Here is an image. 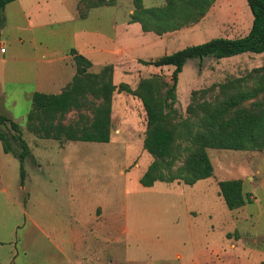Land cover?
<instances>
[{
  "label": "rangeland",
  "instance_id": "1",
  "mask_svg": "<svg viewBox=\"0 0 264 264\" xmlns=\"http://www.w3.org/2000/svg\"><path fill=\"white\" fill-rule=\"evenodd\" d=\"M112 1L113 6H106L107 0H20L32 23L28 22L26 32L12 34L16 29L9 27L0 34V42L8 50L5 57L14 55L18 61L13 65L20 66L12 73L11 62H0V90L6 89L5 107H12L11 113L22 120L21 124H26L30 109L27 93L33 91L32 65L36 63L22 61L28 50H17L19 45L11 43V38L26 39L34 32L42 43L63 54L84 44L88 54H81L93 64L88 72L101 74L111 66L117 87L125 83L137 89L142 80L154 76L172 84L174 67L157 68L142 61L220 37L245 36L253 22L246 0H211L201 20L160 37L144 33L140 24H130L135 0ZM102 3L105 6L93 8ZM18 4L7 7L6 22L24 23ZM143 4L146 8L161 7L167 0H143ZM85 13L87 18L81 19ZM80 38L82 42H78ZM111 50L112 55L108 53ZM47 62L40 57L41 64ZM263 68L264 54L188 62L179 76L174 106L178 115L170 119L172 124L179 133L184 132L180 126L184 120L188 128L196 130L198 118L189 111L194 92L199 91L197 102H211L228 92L253 88L258 70ZM230 82H235V88L221 89ZM80 101L84 108L71 109L67 116L73 124L83 117L92 119L94 105L99 103L91 93ZM8 115L0 109V116ZM147 121L142 101L116 90L108 143L42 141L44 148H40L32 146L36 141L30 139L34 157L26 159L27 188L24 193L15 189L23 194L19 198L27 215L16 221L18 206L5 215L6 202L4 206L0 203V241L8 243L0 244V262L264 264V149L208 150L212 178L194 186L157 182L145 188L139 180L154 161L143 147ZM0 129L15 133L10 123ZM182 165L179 162L177 167ZM225 180H241L244 193H250L253 202L230 211L219 193L218 184Z\"/></svg>",
  "mask_w": 264,
  "mask_h": 264
},
{
  "label": "trees",
  "instance_id": "2",
  "mask_svg": "<svg viewBox=\"0 0 264 264\" xmlns=\"http://www.w3.org/2000/svg\"><path fill=\"white\" fill-rule=\"evenodd\" d=\"M16 0H0V26L3 24V13L6 7ZM253 15L249 33L236 38H216L200 45L186 47L171 55L141 63L157 68L174 67L172 84L161 81L154 76L141 81L137 89L122 83L117 87L113 81V67L106 66L101 74L88 72L93 64L76 49L70 50L76 67V76L68 87L63 102H54L42 94L34 99V116L46 117L51 121L56 106H62L64 113L71 109L81 111L86 95L91 93L99 102L94 105L92 119L83 117L76 123L67 121L53 126L54 137L65 141H89L108 143L111 136L112 100L116 90L119 93L139 98L147 114V131L144 139V150L153 158L140 184L145 188L153 187L157 182L183 183L194 186L202 180L214 175L213 164L208 150L251 151L264 149V68L258 70L256 86L235 92H228L224 98L216 97L214 101L197 102L199 91L193 93V103L189 111L197 116V129L180 124L184 132L172 124L171 118L177 117L174 109L177 102L176 90L179 76L186 64L193 60L203 62L206 58L223 60L243 54H264V0H246ZM106 3V0H102ZM102 3L93 8L105 6ZM135 12L130 24L138 23L144 33L157 36L178 31L201 20L211 7V0H167L161 7L146 8L143 0H135ZM107 0L106 6H113ZM92 8V7H91ZM88 13L82 15L86 19ZM262 72V73H259ZM235 82L222 85L235 88ZM230 88V89H231ZM165 90V91H164ZM262 96V97H261ZM56 103V104H55ZM53 104H55L53 106ZM35 118V117H34ZM10 123L14 134H7L0 129V141L5 153H11L20 161L21 185L26 180L25 160L31 156L28 143L25 141L20 126L11 118L0 116V126ZM193 127V125H191ZM35 129L30 118L29 130ZM64 141V140H63ZM182 162V166L177 164ZM220 195L230 211L239 210L253 202L250 193H244L241 180H225L219 182Z\"/></svg>",
  "mask_w": 264,
  "mask_h": 264
},
{
  "label": "crops",
  "instance_id": "3",
  "mask_svg": "<svg viewBox=\"0 0 264 264\" xmlns=\"http://www.w3.org/2000/svg\"><path fill=\"white\" fill-rule=\"evenodd\" d=\"M14 3H19L18 5L21 8V12H20L21 17L25 19V21L24 23L16 22L14 20H12L10 23H8V21L6 22L7 7L10 5L9 4L3 13L4 20H3V24L0 26V34L2 35L5 34V32L8 30L9 27L16 29V31H12L16 33H12V34L26 32L29 30V26H30V25H27L28 22H30V24L32 23L29 17L30 12L29 10H26L28 8H26L23 4H21L20 0H16L15 2L11 4H14ZM43 24L45 25V23ZM134 24H138V23H134ZM32 30L33 28H31V31ZM31 33L32 34L28 36L26 39H22L21 37L20 39H13V38L10 39L11 43H17L19 45L18 48H16L17 50H22V49L28 50L27 57L25 56L26 58H24L22 61L27 60V61L36 63L35 65H32V71L35 77L33 79V84H32L33 91H31L30 93H27L28 99L30 102V109L25 115V118H27L26 124L25 125L21 124L19 121H22V120H18V118L14 117V114L11 113L12 112L10 109L12 108L11 106H8V109L5 107L4 100L5 98H7L6 97L7 91L5 88H2V90H0V109L2 112L6 113L7 115L9 113L10 115L8 116L15 123H17L18 125L21 124V126L22 125L24 126V127L23 126L21 127L19 125L21 129L24 130L25 134L23 137L25 141L27 142L26 138L29 139V142L27 143L29 145L32 157H28L27 159L32 160V158L34 157V152L31 149L32 144L30 142V139L36 141L34 143L35 145H32V146L40 147V148H44L42 141H45V142L46 141L58 142V141H63V140L65 141L66 139L64 136H60V139H57L54 137L55 135L52 134L53 133L52 127L59 126L63 123H66L68 121L67 116L70 114V113L69 114L64 113L62 111L63 105L62 106L60 105V106L55 107V110H56L55 115L57 118L53 121H51L50 119H47L46 117H42L40 119L39 117L34 116L35 118L34 117L32 118L31 114L34 113V108H35L34 106L35 96L37 94L39 95L42 94L50 99L52 98L54 102H58V101L63 102L65 99V95L68 91V87L71 85V83L73 82L76 76V67L73 64L74 63L73 57L69 55L68 53L72 49H76L80 54L83 53L84 55H86L88 53L86 51L87 49L84 44L81 46V48L80 46L69 48L65 54L58 53L56 50L52 49L51 46H49L48 44L42 43L41 39L34 35V32H31ZM12 36L14 37V35ZM76 36L77 34L74 33V37ZM79 37L80 36H78V38ZM78 42H82L81 38ZM26 46L29 48H25ZM1 47H4L3 42L2 43L0 42V49ZM19 47L22 49H19ZM5 50H6L5 53H1L0 51V58H1L0 62L2 61L4 64L11 62V66H12L11 72L12 73L16 69L19 70L20 66L17 67L13 65V63H16L18 61V59L14 58V55L5 57V55L8 54V50L6 48ZM112 52L113 51L111 50L108 53L109 54L111 53L112 55ZM59 55H62V57H59ZM40 57L42 60L48 59L47 64L46 63L41 64ZM16 74L17 73L13 75L15 76ZM9 90L11 92L14 91L12 88H10ZM55 104H53V106ZM30 118L32 119V123L35 126V129L33 130H29ZM66 142H75V141H66ZM27 161L28 160H25V166L27 164ZM27 176H28V171L26 170V179H27ZM16 187L22 193H24V190L27 188V185H25V183H24V186L21 185L20 161L13 154L5 153L3 144L0 141V201H1L0 203L4 206L5 204L3 203V201L6 202L7 206L5 207V210H6L5 215L6 213L9 215L11 212H14L15 206H18L17 210L15 209L16 211L14 212V214H16V217H17L16 221H18V218L21 215H27V212L25 211V207L24 205H22V201L20 199L22 198L21 196H23V194L20 195L16 193L15 191ZM0 220H2V213L0 214ZM19 227L20 226H17V228ZM3 243L4 242L0 241V244H3ZM13 243L14 242H10L9 244L11 245ZM4 244H8V243L5 242ZM5 263H6L5 260L0 262V264H5Z\"/></svg>",
  "mask_w": 264,
  "mask_h": 264
},
{
  "label": "built area",
  "instance_id": "4",
  "mask_svg": "<svg viewBox=\"0 0 264 264\" xmlns=\"http://www.w3.org/2000/svg\"><path fill=\"white\" fill-rule=\"evenodd\" d=\"M0 51H1V53H5V47H1V49H0Z\"/></svg>",
  "mask_w": 264,
  "mask_h": 264
}]
</instances>
